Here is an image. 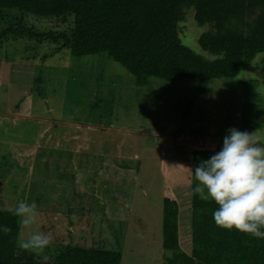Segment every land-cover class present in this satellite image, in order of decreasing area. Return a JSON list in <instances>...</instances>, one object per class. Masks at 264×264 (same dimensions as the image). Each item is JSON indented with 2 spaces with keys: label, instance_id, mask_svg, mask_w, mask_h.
<instances>
[{
  "label": "rangeland",
  "instance_id": "obj_1",
  "mask_svg": "<svg viewBox=\"0 0 264 264\" xmlns=\"http://www.w3.org/2000/svg\"><path fill=\"white\" fill-rule=\"evenodd\" d=\"M19 16L0 13V35ZM23 19L40 32L72 25ZM178 26L182 45L210 57L198 45L210 26H198L192 10ZM197 91V81L137 83L103 53L74 57L48 42L0 40V210L25 200L39 212L29 228L19 224L17 247L43 232L49 247L31 251L43 257L72 245L117 251L120 264H163L171 256L162 247L166 199L177 203L178 245L189 254L192 174L180 165L218 151L229 128L264 141V54Z\"/></svg>",
  "mask_w": 264,
  "mask_h": 264
},
{
  "label": "trees",
  "instance_id": "obj_2",
  "mask_svg": "<svg viewBox=\"0 0 264 264\" xmlns=\"http://www.w3.org/2000/svg\"><path fill=\"white\" fill-rule=\"evenodd\" d=\"M15 10L16 24L0 35L48 42L71 56L106 54L137 83L158 79L198 82L202 95L210 81L234 78L264 54V0H0V13ZM192 10L198 26H210L198 45L210 57L182 45L179 23ZM72 19L64 32H40L24 17ZM253 87V86H252ZM253 92V90H251ZM196 166V165H195ZM216 205L191 197V250L180 251L177 203L163 201L162 247L171 252L163 264H264V239L215 225ZM0 264H120L117 251L66 245L44 259L17 247L18 217L0 210Z\"/></svg>",
  "mask_w": 264,
  "mask_h": 264
},
{
  "label": "clouds",
  "instance_id": "obj_3",
  "mask_svg": "<svg viewBox=\"0 0 264 264\" xmlns=\"http://www.w3.org/2000/svg\"><path fill=\"white\" fill-rule=\"evenodd\" d=\"M180 166L191 171V193L216 205L212 211L216 226L264 239V141L255 132L229 128L218 151L192 168ZM9 211L24 228L35 224L39 215L35 201L20 200ZM9 232L10 227L0 225V233ZM50 243L47 234L30 232L18 247L42 252Z\"/></svg>",
  "mask_w": 264,
  "mask_h": 264
}]
</instances>
